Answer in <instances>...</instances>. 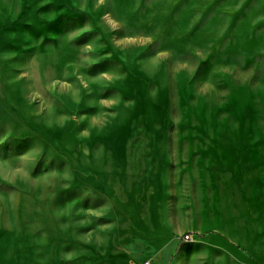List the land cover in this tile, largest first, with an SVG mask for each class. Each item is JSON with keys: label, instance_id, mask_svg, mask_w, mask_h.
Wrapping results in <instances>:
<instances>
[{"label": "rangeland", "instance_id": "1", "mask_svg": "<svg viewBox=\"0 0 264 264\" xmlns=\"http://www.w3.org/2000/svg\"><path fill=\"white\" fill-rule=\"evenodd\" d=\"M0 264H264V0H0Z\"/></svg>", "mask_w": 264, "mask_h": 264}]
</instances>
